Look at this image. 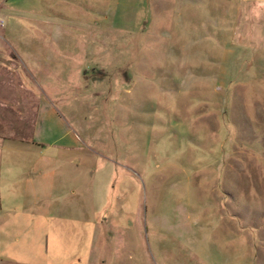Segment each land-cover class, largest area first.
I'll return each mask as SVG.
<instances>
[{"label":"rangeland","instance_id":"1","mask_svg":"<svg viewBox=\"0 0 264 264\" xmlns=\"http://www.w3.org/2000/svg\"><path fill=\"white\" fill-rule=\"evenodd\" d=\"M0 6L8 34L67 30L58 54L37 43L42 68L0 42V137L30 146L40 99L58 110L85 146L65 209L86 221L0 229V264H264V0Z\"/></svg>","mask_w":264,"mask_h":264},{"label":"crops","instance_id":"2","mask_svg":"<svg viewBox=\"0 0 264 264\" xmlns=\"http://www.w3.org/2000/svg\"><path fill=\"white\" fill-rule=\"evenodd\" d=\"M15 18L17 21L22 19L20 16ZM36 22L40 25H36L34 33L28 32L27 37L20 33L8 34L3 25L0 26V42L10 48L25 69L42 68L43 59H49L43 56L44 52L37 43L47 45L51 51L50 56L58 54L59 47L55 38L67 32L54 21H44L43 23L50 26L46 35L49 39L53 38V42L44 41L42 23ZM260 27L264 32V24ZM16 39H20L21 45L15 44L18 43ZM4 49L5 47H1L0 52ZM44 127L45 131H57L61 134L56 138H49L43 133ZM32 137L30 146L26 141L0 137V229L2 237L5 236V231L9 237L8 241L3 242L5 245L13 244L20 238L18 230L49 229L55 221L58 229L67 230L70 226L73 229V225H78V222L81 225L86 224L80 209L76 214L73 212L72 217L69 216L71 212L65 209L68 204L74 205V202L68 201L69 197L65 198L74 192L66 167L73 164L76 158L75 155L69 157V154L74 151L76 154V151L81 150L79 154L85 156L82 152L84 143L79 141V136L65 122L63 115L43 99H40L34 117ZM86 220L90 226V220ZM53 236L59 242L63 235L53 232Z\"/></svg>","mask_w":264,"mask_h":264},{"label":"built area","instance_id":"3","mask_svg":"<svg viewBox=\"0 0 264 264\" xmlns=\"http://www.w3.org/2000/svg\"><path fill=\"white\" fill-rule=\"evenodd\" d=\"M4 24V19L0 16V26Z\"/></svg>","mask_w":264,"mask_h":264}]
</instances>
